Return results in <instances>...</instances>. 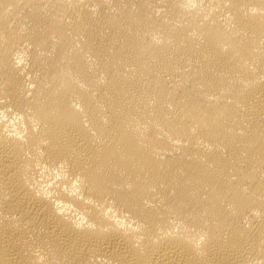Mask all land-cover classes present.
I'll list each match as a JSON object with an SVG mask.
<instances>
[{
	"label": "bare ground",
	"instance_id": "bare-ground-1",
	"mask_svg": "<svg viewBox=\"0 0 264 264\" xmlns=\"http://www.w3.org/2000/svg\"><path fill=\"white\" fill-rule=\"evenodd\" d=\"M0 264H264V0H0Z\"/></svg>",
	"mask_w": 264,
	"mask_h": 264
}]
</instances>
